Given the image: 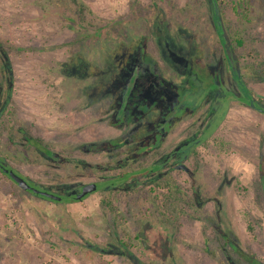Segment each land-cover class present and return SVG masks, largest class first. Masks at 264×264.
<instances>
[{
  "label": "rangeland",
  "instance_id": "1",
  "mask_svg": "<svg viewBox=\"0 0 264 264\" xmlns=\"http://www.w3.org/2000/svg\"><path fill=\"white\" fill-rule=\"evenodd\" d=\"M219 1L225 35L233 21L259 52L238 68L249 92L207 0H0V40L21 47H0V161L62 196L0 170V264H264V0ZM127 90L137 113L164 95L181 116L172 129L155 108L150 128L113 123ZM116 137L130 142L88 150ZM166 179L194 197L182 211L161 205ZM91 181L96 191L69 199Z\"/></svg>",
  "mask_w": 264,
  "mask_h": 264
},
{
  "label": "trees",
  "instance_id": "2",
  "mask_svg": "<svg viewBox=\"0 0 264 264\" xmlns=\"http://www.w3.org/2000/svg\"><path fill=\"white\" fill-rule=\"evenodd\" d=\"M241 2H242L241 0L237 1L238 6L245 8V5L244 4L241 5ZM217 7L221 11H224L227 7V4H224L222 6L219 5ZM226 27L229 28L231 32L228 34V36H222L221 35V38L218 40L219 46H221L223 48V50H225V53L227 52V54H228L227 56H230V59L232 60V62L235 63V66H234V68L236 67L235 68V75L240 78L239 80L243 81L241 84L244 87L243 89L245 91L249 92V88L247 87V89H246V86L248 85V81H247V79H245L243 77V75H241L239 73L238 68H240V66H242V65H246L248 63L253 62L252 60H254V58L258 57L259 52L255 48V46L252 45V41L249 42L247 37L244 36L240 31L237 30V26H236L235 22L229 21V27L228 26H226ZM221 30H222V28L220 29V31ZM158 34L159 35H157V37H158V40L161 42V44H165L166 42H168V40L169 41L171 40L173 43L172 38H169L168 34L166 32L160 30V32ZM6 46H8L7 41L0 40V47L4 50L5 53H7L10 50H13V51L16 50L17 51L19 48H21L19 46L13 45V44H10L9 47H6ZM170 46H172V45L170 44ZM125 51H128V49L125 48ZM179 54H180V52H179ZM224 59H225V57H224ZM225 61H226V67H227V63H228L227 58L225 59ZM171 63H172V59H171ZM204 66L205 65H203V67L201 69H199V72L202 76H204L202 73L205 74V71H206ZM228 67H229V64H228ZM228 67H227V69H228ZM193 70L195 71V69H193ZM253 71L256 74H258L256 69H253ZM217 75H218V73H217ZM203 78H201V79H203ZM244 83L246 84V86ZM240 95L241 96H240L239 100L245 102L244 99L246 98V96H244L243 94H240ZM211 96H212V94H210V97ZM255 103L257 104V102H255ZM182 111H184V110H182ZM176 114H177L176 117L181 116L180 113H176ZM118 122H120V120L113 121V123H118ZM28 141H30L32 144H34L38 147H41L42 145L44 146L43 141L41 139L31 137V139ZM120 143H121V139L116 137V138L109 139L108 141H102V142L96 143L97 144L95 146L96 148H94L95 144H93V145L90 144L88 150H92V151H97V149H99V151L110 150V149L118 146ZM45 150H46V148H45ZM144 150H147V149H144ZM140 151H143V149ZM7 167H9V166H7ZM143 171H145V168H140V170H134V172H137V173H139V172L143 173ZM2 172L4 173V171H2ZM137 173H133V175L137 174ZM4 174H6V173H4ZM129 174L130 173L127 172L123 176L125 177L126 175H129ZM95 182H98V181H95ZM98 185L100 186L99 182H98ZM158 185H161L163 187L166 186L165 192L163 193L164 199L161 201V205L165 206V209L168 210L171 214H173L176 209H178V211H182V208H184L185 205L188 204V200L186 199V197L189 198V202H190V198H194L193 196H191V195L189 196L188 193L183 191L181 189V186L179 185V183L176 182L175 184H173V181H171L170 179H166L164 181L162 180L161 182L158 183ZM28 191L32 192L31 190H28ZM69 199L76 200L75 194H73ZM192 201H194V199H192ZM164 220L166 221L167 217H165ZM143 242H144L143 246L145 248H148V246H149L147 244L148 242L145 240ZM151 245L149 247L153 250ZM150 248H149V250H150ZM153 256H155V255H153Z\"/></svg>",
  "mask_w": 264,
  "mask_h": 264
},
{
  "label": "flooded vegetation",
  "instance_id": "3",
  "mask_svg": "<svg viewBox=\"0 0 264 264\" xmlns=\"http://www.w3.org/2000/svg\"><path fill=\"white\" fill-rule=\"evenodd\" d=\"M208 1V5H209V7H210V11H211V16H210V18L214 21V23L216 22V20H217V23L220 25V26H216L215 25V29H216V33L219 35V36H226L225 35V33H224V26H223V23H221L222 21H221V19L219 18V16H220V14H222L221 13V10L217 7V6H219L220 5V1L219 0H207ZM231 1V0H230ZM230 4V3H229ZM233 4H236V0L234 1V3L232 2V6L234 7V5ZM224 5V4H223ZM231 5V4H230ZM263 21V20H262ZM248 22H250V20L248 21ZM220 28H222V30L220 31ZM260 28V27H259ZM241 30V29H240ZM161 31H163V30H161ZM220 31V32H219ZM241 31H243V30H241ZM164 32H166L167 34H168V37L169 38H172L171 36H173V35H171L170 36V32H168V31H164ZM181 32L182 33H184V31L183 30H181ZM243 33V32H242ZM245 33V32H244ZM246 33H247V31H246ZM172 41L170 40V44H172L171 43ZM172 47V46H171ZM133 53H134V51H132ZM132 52H130L129 54V56H128V61L129 60H131L132 59ZM144 52V51H143ZM176 52H178L179 53V51L177 50ZM126 53V52H125ZM228 55V54H227ZM127 63V62H126ZM126 65V64H125ZM188 65L189 64H187V62H185L181 67L182 68H184V69H186L187 67H188ZM180 67V68H181ZM143 69H145L146 71L147 70H149V67L147 66V63H143L142 64V69H141V71L143 70ZM221 75V74H220ZM158 76H159V74H158ZM236 76V75H235ZM161 77V76H160ZM237 77V76H236ZM162 78V77H161ZM219 78H222V75H221V77H219ZM134 79H135V77H133L131 80H133L134 81ZM240 79V78H239ZM241 81V80H240ZM241 82H243V81H241ZM245 84V83H244ZM172 84H170V86H171ZM167 86H169V84L167 85ZM245 86H246V84H245ZM110 89V88H109ZM113 90H115L116 88L115 87H113L112 88ZM130 89V88H129ZM246 89H247V86H246ZM217 89H215L214 91H216ZM129 92H130V94H129ZM213 92V90H211V92H210V94ZM128 95L125 97L126 99H129V102H125V100L123 99V100H119V99H117L116 100V102H115V105H116V109H118V108H121V107H123V111L120 113V114H118V115H120V118H117V119H114V121H117V120H120V122H118V123H121V124H123V122L124 123H126L127 121H134L135 123H136V126L134 127V128H132V130H134L135 128H138V127H143V126H145V125H148V127L150 128V126H149V124H148V122L149 121H147V119H148V117L146 116V111L147 110H149V109H151V108H155V111H162L161 112V114L162 115H166V118H168V120H169V125H170V127H169V129H172V123L174 124V123H176V113H177V110H178V108H179V106H177V104H176V102L175 103H172V105L171 104H169V102L167 101L168 100V98H166L164 95H160V96H158L157 98H155L154 100H152V103L150 104V105H148V103H146L147 104V109L146 110H143V111H141L140 113H137L138 111H136V109H134V107H128L127 106V104H130V100L132 99L133 100V97H137V99L135 100V101H137L138 100V98H139V93H138V90H127V92H126ZM141 97V96H140ZM206 98H208V96H205ZM247 97V96H246ZM145 101V100H144ZM138 102V101H137ZM179 102V101H178ZM136 103V102H135ZM134 104V103H133ZM127 106V107H126ZM170 106H173V108L170 110ZM144 109H145V106H144ZM158 109V110H157ZM117 111V110H116ZM173 112V113H172ZM183 112V111H182ZM165 118V119H166ZM161 120H162V117H161V115H160V112L159 113H156L153 117H151V124H152V126H158L159 125V122H161ZM117 124V123H116ZM138 124H140V125H138ZM162 128V127H161ZM131 130V131H132ZM125 139H127V140H125V141H121V143L123 142V145H127L129 142H130V139H128V138H125ZM121 143L119 144V145H121ZM118 145V146H119ZM133 155L135 154V152H133L132 153ZM131 153H130V155H132ZM132 155V156H133ZM92 182V181H91ZM89 183V182H88ZM97 184H98V182H97ZM82 186L83 185H81L80 186V189L82 188ZM98 187H99V185H98ZM78 191H80V190H78ZM77 191V192H78ZM90 195V194H89Z\"/></svg>",
  "mask_w": 264,
  "mask_h": 264
},
{
  "label": "water",
  "instance_id": "4",
  "mask_svg": "<svg viewBox=\"0 0 264 264\" xmlns=\"http://www.w3.org/2000/svg\"><path fill=\"white\" fill-rule=\"evenodd\" d=\"M248 102L250 106H256V103L254 102V99L251 97L248 98ZM261 111H264L262 107L258 108ZM176 168H183L187 169V166L184 163H178L176 165ZM0 169L4 171L11 179H13L22 189L24 190H31L34 193L43 195L47 198H52L55 200H61L62 196L57 195L53 192H50L48 190L40 189L36 186H33L24 176L20 175L18 172H16L13 168L5 166L1 161H0ZM98 188L97 182L92 181L89 183L83 184L82 188L80 189L79 192L75 195L76 199L80 200L84 196H86L89 193H92L96 191Z\"/></svg>",
  "mask_w": 264,
  "mask_h": 264
},
{
  "label": "crops",
  "instance_id": "5",
  "mask_svg": "<svg viewBox=\"0 0 264 264\" xmlns=\"http://www.w3.org/2000/svg\"><path fill=\"white\" fill-rule=\"evenodd\" d=\"M245 100H246V102H247V104H248V106H245L244 104H241L240 105V110L243 112L244 110H243V108L245 107V109L247 108V109H249V110H251L252 108H251V106L249 105V102H248V96L245 98ZM232 110V109H231ZM253 110V112L254 113H256L257 111L255 110V109H252ZM255 110V111H254ZM236 111H237V109H236ZM248 113V112H247ZM228 116V115H227Z\"/></svg>",
  "mask_w": 264,
  "mask_h": 264
},
{
  "label": "bare ground",
  "instance_id": "6",
  "mask_svg": "<svg viewBox=\"0 0 264 264\" xmlns=\"http://www.w3.org/2000/svg\"><path fill=\"white\" fill-rule=\"evenodd\" d=\"M97 186H98V184H97ZM97 189H98V188H97ZM89 194H90V193H89ZM89 194H87V195H89ZM84 197H85V196H84ZM84 197H83V198H84ZM83 198H82V199H83ZM80 200H81V199H80Z\"/></svg>",
  "mask_w": 264,
  "mask_h": 264
}]
</instances>
